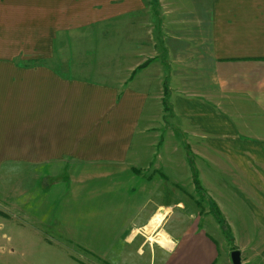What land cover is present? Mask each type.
<instances>
[{
  "label": "crops",
  "instance_id": "obj_1",
  "mask_svg": "<svg viewBox=\"0 0 264 264\" xmlns=\"http://www.w3.org/2000/svg\"><path fill=\"white\" fill-rule=\"evenodd\" d=\"M35 244L264 264V0H0V264Z\"/></svg>",
  "mask_w": 264,
  "mask_h": 264
},
{
  "label": "rangeland",
  "instance_id": "obj_2",
  "mask_svg": "<svg viewBox=\"0 0 264 264\" xmlns=\"http://www.w3.org/2000/svg\"><path fill=\"white\" fill-rule=\"evenodd\" d=\"M197 196L200 198L199 194ZM45 230L48 232L51 231V230H48L47 228ZM160 230H161L160 227L158 228V230L155 229V232L152 235L154 237H148L150 234L148 236L144 235L145 236L144 237L143 234L141 233L142 235H139L137 242L134 243V246H137L140 244L142 245L145 243L146 246L151 245V246H158L159 247L161 245L164 247H168L171 243H170V240L164 235H159V236L164 237L168 241V244L157 242L158 237H156V235H158L159 233H162V232H160ZM48 232L43 231L42 234L48 233ZM6 235L10 237L11 242H9V240H8L7 243H5V244L12 245L13 235L8 233V232H6ZM19 237H20L19 239L25 241L26 246L32 242L31 238H29L27 235L20 234ZM43 239L45 241H49V240L52 241V238H50V237H46V238L43 237ZM227 239H228L229 244L231 245V243L233 241L229 237ZM18 247H19V245H17V243H16V245H13L11 248L12 249H18ZM31 248H34L31 253H28L31 250H28L27 252L21 251L22 255L25 256L26 258L30 259V260H33L35 262H39L42 264H45V263L46 264H64V256L59 254L58 252L53 251L51 248H49L47 246L35 244L33 247L31 245L30 249ZM69 249L70 250L68 252V255L71 256L72 258L74 257V259H76L81 264H112V263H108V262L102 261L100 259H97L96 257H94L88 253L81 252L80 250H78L74 247H69Z\"/></svg>",
  "mask_w": 264,
  "mask_h": 264
},
{
  "label": "trees",
  "instance_id": "obj_3",
  "mask_svg": "<svg viewBox=\"0 0 264 264\" xmlns=\"http://www.w3.org/2000/svg\"><path fill=\"white\" fill-rule=\"evenodd\" d=\"M164 93H165V97H166L167 93H168L166 88H164ZM164 107H165L166 110H169L167 102H165V101H164ZM188 162H189V165H190V168H191L192 181L194 183L195 190L200 195V198L203 200L206 196L204 194V190L200 186V183H199V180H198L197 171H196V168L194 166V163H193V160H192L191 157H188ZM210 212L214 216V218L216 219L218 224L222 227L224 232L227 234V236L229 237V234H228L226 226H225V222H224L220 212L218 211V209L212 203H211V207H210Z\"/></svg>",
  "mask_w": 264,
  "mask_h": 264
},
{
  "label": "water",
  "instance_id": "obj_4",
  "mask_svg": "<svg viewBox=\"0 0 264 264\" xmlns=\"http://www.w3.org/2000/svg\"><path fill=\"white\" fill-rule=\"evenodd\" d=\"M231 264H241V254L238 250H233L230 253Z\"/></svg>",
  "mask_w": 264,
  "mask_h": 264
}]
</instances>
